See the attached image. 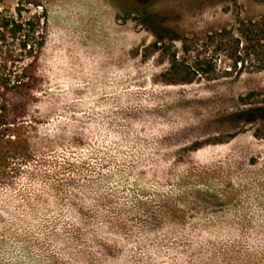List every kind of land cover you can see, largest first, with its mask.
<instances>
[{
    "label": "rangeland",
    "instance_id": "374dc122",
    "mask_svg": "<svg viewBox=\"0 0 264 264\" xmlns=\"http://www.w3.org/2000/svg\"><path fill=\"white\" fill-rule=\"evenodd\" d=\"M48 10L34 157L0 183V264H264V69L166 84L180 38L260 0H0ZM33 3H41L34 5Z\"/></svg>",
    "mask_w": 264,
    "mask_h": 264
},
{
    "label": "trees",
    "instance_id": "16d2710c",
    "mask_svg": "<svg viewBox=\"0 0 264 264\" xmlns=\"http://www.w3.org/2000/svg\"><path fill=\"white\" fill-rule=\"evenodd\" d=\"M264 6V0H260ZM41 5V3H33ZM14 10L0 5V183L9 182L34 157L28 107L44 91L40 61L47 40L48 10ZM180 50L171 43L151 47L168 55L162 73L166 84H184L217 74V55L233 64L225 74L264 69V10L260 15L238 17L204 35H183Z\"/></svg>",
    "mask_w": 264,
    "mask_h": 264
}]
</instances>
